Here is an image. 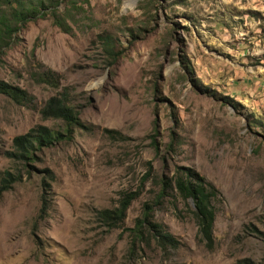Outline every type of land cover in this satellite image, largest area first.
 Here are the masks:
<instances>
[{
    "label": "rangeland",
    "instance_id": "rangeland-1",
    "mask_svg": "<svg viewBox=\"0 0 264 264\" xmlns=\"http://www.w3.org/2000/svg\"><path fill=\"white\" fill-rule=\"evenodd\" d=\"M45 12L0 53V80L33 97L0 93V264H264V0H59ZM104 35L120 51L114 62ZM46 68L58 87L37 81ZM64 87L91 130L75 128L28 162L13 158L14 136L38 124L62 130L40 108ZM177 165L219 192L212 249L175 191L154 203L153 219L179 246L133 241L143 204ZM7 171L18 179L3 189ZM43 181L49 209L39 217ZM137 189L108 228L99 210Z\"/></svg>",
    "mask_w": 264,
    "mask_h": 264
},
{
    "label": "trees",
    "instance_id": "trees-1",
    "mask_svg": "<svg viewBox=\"0 0 264 264\" xmlns=\"http://www.w3.org/2000/svg\"><path fill=\"white\" fill-rule=\"evenodd\" d=\"M57 4H59V0H0V53L3 47L10 44L12 35L18 32L22 26L36 18L45 17L46 9L52 6L55 7ZM52 17L57 26L62 27L64 25L63 20L55 10L52 11ZM99 37L107 56L114 62L120 55V51L116 50L111 37L108 35ZM37 81L52 87L59 86L58 78L49 68L40 71ZM0 93L18 104L31 102L33 99L26 90L3 80H0ZM69 97L70 92L67 87H64L55 95L50 96L40 108L41 118L60 120L63 123L62 130H53L47 125L38 124L29 128L25 133L14 136L12 139L14 150L9 152L13 158L21 162H28L33 159L35 151L49 147L56 142L71 140L75 128L91 130L90 126L83 123L79 113L69 103ZM103 132L114 139L123 138L120 132L116 130L103 128ZM153 144L155 150H157L154 140ZM148 165L143 180L151 176L152 166L150 163ZM6 174L7 177H4L1 182L3 189H7L13 181L18 179L11 172L7 171ZM158 185L155 202H145L141 215L135 219L134 226L131 228L133 241L143 238V236H150L161 249H176L179 246V240L166 230L161 223L153 219L154 203L157 205L175 191L181 198L191 200L200 239L208 249H212L214 246L213 225L215 221L213 200L219 195L217 188L194 168L183 165L175 166L172 175L163 172L159 177ZM42 186L39 217H43L49 209L45 195L49 192V184H46L45 187L43 181ZM139 195V189L123 192L117 206L99 210L98 214L101 221L108 228L119 227L126 216L128 207Z\"/></svg>",
    "mask_w": 264,
    "mask_h": 264
}]
</instances>
